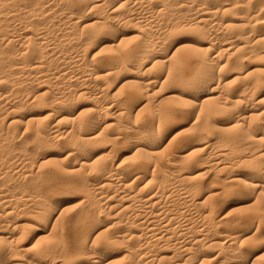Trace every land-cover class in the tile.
Here are the masks:
<instances>
[{"label":"bare ground","instance_id":"obj_1","mask_svg":"<svg viewBox=\"0 0 264 264\" xmlns=\"http://www.w3.org/2000/svg\"><path fill=\"white\" fill-rule=\"evenodd\" d=\"M120 251L264 264V0H0V264Z\"/></svg>","mask_w":264,"mask_h":264},{"label":"rangeland","instance_id":"obj_2","mask_svg":"<svg viewBox=\"0 0 264 264\" xmlns=\"http://www.w3.org/2000/svg\"><path fill=\"white\" fill-rule=\"evenodd\" d=\"M69 195H68V200H71V201H69L68 203V210L70 209L69 207L70 206H72V209L69 211L70 213H75V211L77 212L80 208H81V206H82V204H81V202H80V195L78 194V193H74V192H70V193H68ZM77 195V196H76ZM59 197H61V195L60 196H58V198ZM74 197V198H73ZM76 197V198H75ZM73 198V199H72ZM78 200H79V202H80V204H77V203H79L78 202ZM75 205V206H74ZM74 206V207H73ZM76 207V208H75ZM122 251H120V252H118V253H116V255L113 257V261L115 260V259H117L115 262H110V263H112V264H123L124 263V261H123V259H122V257H120V256H122ZM120 257V258H119ZM119 260V261H118Z\"/></svg>","mask_w":264,"mask_h":264}]
</instances>
